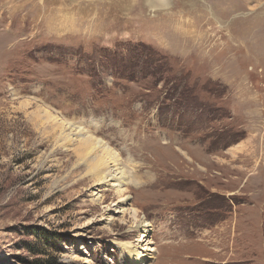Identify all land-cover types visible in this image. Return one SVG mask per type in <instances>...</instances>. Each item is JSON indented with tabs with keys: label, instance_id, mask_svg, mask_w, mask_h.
<instances>
[{
	"label": "rangeland",
	"instance_id": "1",
	"mask_svg": "<svg viewBox=\"0 0 264 264\" xmlns=\"http://www.w3.org/2000/svg\"><path fill=\"white\" fill-rule=\"evenodd\" d=\"M130 261L264 264V0H0V264Z\"/></svg>",
	"mask_w": 264,
	"mask_h": 264
},
{
	"label": "bare ground",
	"instance_id": "2",
	"mask_svg": "<svg viewBox=\"0 0 264 264\" xmlns=\"http://www.w3.org/2000/svg\"><path fill=\"white\" fill-rule=\"evenodd\" d=\"M187 42L188 41H186V43ZM60 129L61 130L55 140V143L60 144L59 146L62 149L64 148L66 151H71L75 155L76 164L84 166L86 170L85 174L93 179L95 186L107 185L109 187H114L113 184L115 183L117 184L115 187L121 188L130 184L131 179L128 171L121 166L116 154L106 144H104L100 138L94 137V135L90 134L88 130L79 126H67L65 124H61ZM110 183L113 184L111 185ZM98 195V192L92 194L93 201H102V195ZM126 200L127 198L122 197V199L118 201V204H121V202L124 203ZM118 209L117 213L121 214H124L127 211L124 209V206H119ZM130 214L134 218L133 223H135L138 226L136 227L141 230L142 238H146L148 231L145 228L148 225L142 221L138 224L140 221L138 220L136 211L131 210ZM143 239H139L137 242H144ZM148 244L150 243L148 242ZM146 250L153 252L152 249ZM130 263L132 264L131 261Z\"/></svg>",
	"mask_w": 264,
	"mask_h": 264
},
{
	"label": "trees",
	"instance_id": "3",
	"mask_svg": "<svg viewBox=\"0 0 264 264\" xmlns=\"http://www.w3.org/2000/svg\"><path fill=\"white\" fill-rule=\"evenodd\" d=\"M47 240V239H46ZM48 241V240H47ZM49 243V242H48Z\"/></svg>",
	"mask_w": 264,
	"mask_h": 264
}]
</instances>
